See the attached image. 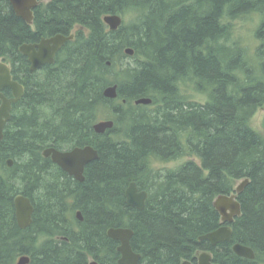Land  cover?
Returning a JSON list of instances; mask_svg holds the SVG:
<instances>
[{"label": "trees", "instance_id": "obj_1", "mask_svg": "<svg viewBox=\"0 0 264 264\" xmlns=\"http://www.w3.org/2000/svg\"><path fill=\"white\" fill-rule=\"evenodd\" d=\"M40 1L30 25L0 0V60L25 87L0 142V264L23 256L29 264H118L111 228L134 232L141 264H182L198 252L215 264H264V136L251 125L264 107V0ZM109 15L123 18L118 30L105 23ZM240 20L258 24L242 35ZM72 33L55 65L30 72L23 44ZM113 85L111 100L104 91ZM141 98L152 104L136 106ZM104 118L115 127L98 135L93 126ZM86 145L99 159L85 182L43 156L48 147ZM246 179L232 241H200L221 227L214 201ZM131 182L149 192L144 210L127 205ZM20 194L35 208L25 230ZM236 243L255 259L238 257Z\"/></svg>", "mask_w": 264, "mask_h": 264}, {"label": "water", "instance_id": "obj_2", "mask_svg": "<svg viewBox=\"0 0 264 264\" xmlns=\"http://www.w3.org/2000/svg\"><path fill=\"white\" fill-rule=\"evenodd\" d=\"M10 3L16 13V15L22 18L27 23L31 24L33 21V10L38 6V0H10ZM105 23L109 26L110 30H118L122 24L123 19L119 15H109L104 18ZM73 36L56 35L50 39H43L40 44H24L20 47V52L28 57L31 63V71H37L42 65L53 64L55 54L61 49V47L69 40H72ZM38 49V50H37ZM128 56H133L134 51L131 48L125 50ZM5 88H10L13 91V98L9 99L3 94ZM24 89L21 84L12 79L11 70L7 64H0V142L4 138V128L6 123L11 118L12 105L17 103L23 96ZM104 96L108 99H117L118 86L113 85L105 89ZM152 100L150 98H141L135 101L136 105H150ZM115 122L113 120H103L97 122L94 125V131L97 134H104L107 130L113 129ZM45 157H51L53 162L59 165L70 176L74 177L77 181L83 182L85 166L99 158L98 152L91 146L84 148H75L69 152H60L54 148L47 149L44 152ZM13 161H8V166L12 167ZM249 184V180L246 179L241 182L235 193L231 195L219 196L214 201V207L221 215L222 222L226 225L219 229L210 232L200 237V241H208L212 245L216 246L223 242H231L233 236V230L231 228L237 217L242 214L241 205L238 200V196L243 192L245 187ZM127 205L138 210L145 208V200L147 198L146 192H138L137 184L132 182L125 192ZM16 209L17 224L20 229L25 230L29 228L33 223V214L35 208L31 200L24 196L18 195L14 201ZM77 218L83 221L81 212L77 213ZM134 232L129 228H112L108 232V236L120 243L118 252L121 258L118 264H139L141 255L134 252L131 246V240ZM233 252L245 259L254 260L255 253L253 249L243 244L236 243L233 245ZM198 258V264H215L213 263L212 256L203 252L200 253ZM30 258L28 256L21 257L17 264H29ZM89 264H99L96 260L91 261ZM183 264H192L189 261H185Z\"/></svg>", "mask_w": 264, "mask_h": 264}, {"label": "flooded vegetation", "instance_id": "obj_3", "mask_svg": "<svg viewBox=\"0 0 264 264\" xmlns=\"http://www.w3.org/2000/svg\"><path fill=\"white\" fill-rule=\"evenodd\" d=\"M39 1V4L38 5H40L41 4V2H43V1H40V0H38ZM34 11V10H33ZM33 20H34V12H33ZM32 23H33V21H32ZM32 23L30 24V25H32ZM29 24V23H28ZM56 35H59V34H56ZM56 35H53V36H50V37H44V38H41V39H39L38 41H36V42H34V43H29V44H40L41 42H42V40L43 39H50V38H52V37H55ZM61 35H63V34H61ZM64 36H67V35H64ZM68 36H73L74 38L72 39V40H70V41H73L74 39H75V37H76V34L75 33H72L71 35H68ZM67 36V37H68ZM69 41H67L62 47H61V49L55 54V57L56 58H54V64H45V65H42L37 71H35V72H33V71H31V69H30V72H32V73H36V72H40V71H42V70H44V69H46L47 67H49V66H53V65H55L56 64V62H57V58H58V55H59V53L62 51V49L66 46V44L68 43ZM24 45V44H23ZM20 50V49H19ZM38 50V49H37ZM22 54V53H21ZM23 55V54H22ZM24 56V55H23ZM24 57H26V56H24ZM27 59H28V57H26ZM28 62H29V64H30V67H31V63H30V61H29V59H28ZM2 63H4V64H7V63H5L4 61H2V60H0V64H2ZM8 66H9V68H10V70H11V66L9 65V64H7ZM11 75H12V71H11ZM12 79L13 80H15L14 78H13V75H12ZM16 82H18L19 84H21L19 81H17V80H15ZM22 86H23V89L25 88L24 87V85L23 84H21ZM3 94L7 97V98H9V99H11V98H13V91L10 89V88H5L4 90H3ZM24 94H25V89H24V93H23V96H24ZM23 98V97H22ZM22 98L17 102V103H15V104H13L12 105V109H11V114H12V116H13V110H14V106L16 105V104H18L21 100H22ZM125 103V102H124ZM134 104H135V101H134ZM152 104V103H151ZM150 104V105H151ZM136 105V104H135ZM150 105H136V106H150ZM0 106H1V101H0ZM11 119H12V117L10 118V121H11ZM103 120H105V119H101V120H99V121H97V122H100V121H103ZM106 120H109L108 118H106ZM110 120H113V119H110ZM10 121H8L7 123H6V125H5V128H4V132H5V129H6V126H7V124L10 122ZM114 122H115V120H113ZM96 122V123H97ZM95 123V124H96ZM116 123V122H115ZM94 124V125H95ZM94 127V126H93ZM115 127V126H114ZM112 130V129H111ZM111 130H107V131H111ZM106 131V132H107ZM96 133V132H95ZM97 134V133H96ZM104 134H106V133H104ZM98 135H103V134H98ZM4 139V138H3ZM87 146H91V147H94V146H92V145H86V146H75V147H71V148H66V147H64V148H56V147H48V148H46L44 151H43V156H44V152L47 150V149H51V148H54V149H56V150H58V151H60V152H66L67 150V152H69V151H72L73 149H75V148H84V147H87ZM71 149V150H70ZM94 149L98 152V150L94 147ZM98 155H99V152H98ZM45 157V156H44ZM47 159H51V161H52V163L53 164H55L56 166H58L63 172H65L68 176H70L66 171H64L59 165H57L56 163H54L53 162V160H52V158L51 157H46ZM99 159V158H98ZM9 160H11V159H9ZM13 161V160H12ZM92 163V162H91ZM90 164V163H89ZM88 165V164H87ZM87 165L85 166V170H84V178H85V171H86V167H87ZM13 166V165H12ZM161 169H166V168H161ZM70 177H72V176H70ZM75 181H76V179L74 178V177H72ZM86 179V178H85ZM77 182H79V181H77ZM83 182H85V180L83 181ZM132 183V182H131ZM130 183V184H131ZM136 183V182H135ZM129 184V185H130ZM137 184V183H136ZM129 187V186H128ZM127 187V188H128ZM137 188H138V192H146L147 193V198H146V201H145V207H146V203H147V200H148V198H149V192L146 190V189H143V188H141V187H139L138 185H137ZM127 190V189H126ZM140 192V193H141ZM20 195H22V194H20ZM18 196V195H17ZM16 196V197H17ZM136 209V208H135ZM145 209V208H144ZM143 209V210H144ZM138 210V209H137ZM79 211H77L76 212V217H77V213H78ZM82 214V213H81ZM83 217V216H82ZM78 219V218H77ZM79 220V219H78ZM80 221V220H79ZM224 225H226L225 223H223L222 222V219H221V227L222 226H224ZM112 229V228H111ZM110 230V229H109ZM109 232V231H108ZM109 237V236H108ZM110 238V237H109ZM111 239V238H110ZM114 241H116V240H114ZM116 242H118V241H116ZM119 243V242H118ZM211 244V243H210ZM119 245H120V243H119ZM212 245V244H211ZM132 246V245H131ZM214 246V245H213ZM133 249V248H132ZM134 251V250H133ZM135 252V251H134ZM200 253H203V252H198L197 254H196V258L195 259H193V260H191V261H189V262H191L192 264H198V256L200 255ZM207 253H209V252H207ZM139 254V253H138ZM211 256H212V254L211 253H209ZM141 255V254H140ZM142 257V256H141ZM121 258V257H120ZM92 259V258H91ZM142 259V258H141ZM212 259H213V257H212ZM94 260H96V259H92V260H90V262L91 261H94ZM120 260V259H119ZM97 261V260H96ZM89 262V263H90ZM98 262V261H97ZM119 262V261H118ZM99 263V262H98ZM184 263V262H183ZM182 263V264H183ZM139 264H141V260H140V262H139Z\"/></svg>", "mask_w": 264, "mask_h": 264}, {"label": "rangeland", "instance_id": "obj_4", "mask_svg": "<svg viewBox=\"0 0 264 264\" xmlns=\"http://www.w3.org/2000/svg\"><path fill=\"white\" fill-rule=\"evenodd\" d=\"M257 24H258V20H255V21L240 20V21L236 22V27H237L238 33L240 32L242 35H246V33H248L249 29L255 28L257 26ZM127 61L125 63H127ZM188 94H191L190 96H193V99L195 101L203 102V103L206 102V99H207L206 96L197 95L192 89H188ZM251 125L255 130L259 131L264 136V107H262L261 109L258 110V112L256 113V115L254 116V118L251 121ZM184 161H186V160L185 159L184 160H177L174 162H170L168 164H159L158 167L159 168H168V169L176 168V167L182 165V163ZM90 260H92V259H90Z\"/></svg>", "mask_w": 264, "mask_h": 264}, {"label": "bare ground", "instance_id": "obj_5", "mask_svg": "<svg viewBox=\"0 0 264 264\" xmlns=\"http://www.w3.org/2000/svg\"><path fill=\"white\" fill-rule=\"evenodd\" d=\"M16 14V13H15ZM70 41V40H69ZM56 58V57H55ZM54 64V63H53ZM49 65V64H48ZM25 89V88H24ZM23 97V96H22ZM11 117H12V114H11ZM106 120V119H105ZM110 120V119H109ZM10 121V120H9ZM94 130V129H93ZM94 148V147H93ZM50 149V148H49ZM71 150V149H70ZM68 151V150H67ZM66 151V152H67ZM46 158V157H45ZM9 161V160H8ZM77 181V180H76ZM141 192V191H140ZM146 201V200H145ZM113 240V239H112ZM255 253V252H254ZM239 257V256H238Z\"/></svg>", "mask_w": 264, "mask_h": 264}]
</instances>
